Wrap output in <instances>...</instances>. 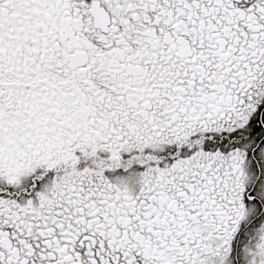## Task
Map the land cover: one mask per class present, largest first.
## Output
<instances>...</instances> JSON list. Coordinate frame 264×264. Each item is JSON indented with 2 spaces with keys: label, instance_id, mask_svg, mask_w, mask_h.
<instances>
[{
  "label": "snow or ice",
  "instance_id": "obj_1",
  "mask_svg": "<svg viewBox=\"0 0 264 264\" xmlns=\"http://www.w3.org/2000/svg\"><path fill=\"white\" fill-rule=\"evenodd\" d=\"M0 264H264V0H0Z\"/></svg>",
  "mask_w": 264,
  "mask_h": 264
}]
</instances>
